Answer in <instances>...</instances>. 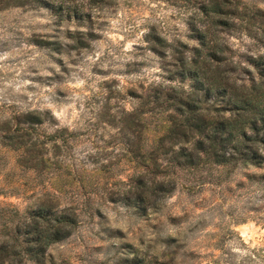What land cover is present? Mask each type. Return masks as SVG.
<instances>
[{
    "label": "clouds",
    "instance_id": "9594fccd",
    "mask_svg": "<svg viewBox=\"0 0 264 264\" xmlns=\"http://www.w3.org/2000/svg\"><path fill=\"white\" fill-rule=\"evenodd\" d=\"M0 264H264V0H0Z\"/></svg>",
    "mask_w": 264,
    "mask_h": 264
}]
</instances>
